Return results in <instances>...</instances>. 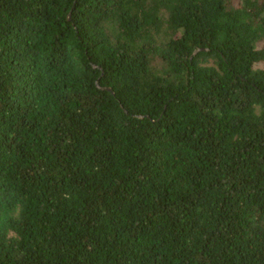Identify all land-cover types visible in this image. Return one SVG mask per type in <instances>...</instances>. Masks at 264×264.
Here are the masks:
<instances>
[{"label":"trees","instance_id":"16d2710c","mask_svg":"<svg viewBox=\"0 0 264 264\" xmlns=\"http://www.w3.org/2000/svg\"><path fill=\"white\" fill-rule=\"evenodd\" d=\"M0 264H264V0H0Z\"/></svg>","mask_w":264,"mask_h":264}]
</instances>
